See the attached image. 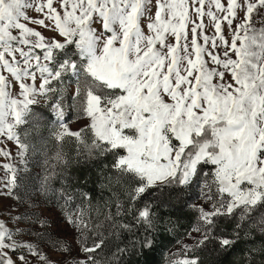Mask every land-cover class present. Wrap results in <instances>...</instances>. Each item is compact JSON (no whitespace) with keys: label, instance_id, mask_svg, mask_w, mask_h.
Masks as SVG:
<instances>
[{"label":"snow or ice","instance_id":"snow-or-ice-1","mask_svg":"<svg viewBox=\"0 0 264 264\" xmlns=\"http://www.w3.org/2000/svg\"><path fill=\"white\" fill-rule=\"evenodd\" d=\"M261 11L264 0H0V125L9 115L19 121L50 95L62 122L67 99L89 120L101 151L122 150L112 167L139 179L129 192L133 204L158 184L183 190L196 182L211 201L197 207L198 221L210 228L235 215L237 237L241 228L264 235V26H255L264 25ZM137 219L152 229L147 205ZM207 239L205 231L198 245ZM234 242L220 238L218 245ZM5 246L0 264H23L24 254ZM21 247L39 254L35 245ZM172 264L199 262L191 256Z\"/></svg>","mask_w":264,"mask_h":264},{"label":"trees","instance_id":"trees-1","mask_svg":"<svg viewBox=\"0 0 264 264\" xmlns=\"http://www.w3.org/2000/svg\"><path fill=\"white\" fill-rule=\"evenodd\" d=\"M46 114V123L50 124L54 116L50 109ZM40 130L34 128L35 133ZM89 131L84 130L79 137L65 135L59 141H49V146L60 145L62 160L56 175L63 183L59 185L70 191L78 208L86 211V236L89 247L96 249L89 253L88 264H166L170 250L197 220L198 213L186 197L187 187L181 190L158 184L133 204L129 192L140 183L139 179L112 167L122 150L116 149L115 154L101 151L102 145ZM145 205L152 210L151 230L137 219L138 209ZM236 220L235 215L215 220L207 241L196 249L199 264H264V235L255 230L244 234L241 228L237 237ZM220 238L235 242L221 248ZM145 239L152 242V248L142 247Z\"/></svg>","mask_w":264,"mask_h":264},{"label":"rangeland","instance_id":"rangeland-1","mask_svg":"<svg viewBox=\"0 0 264 264\" xmlns=\"http://www.w3.org/2000/svg\"><path fill=\"white\" fill-rule=\"evenodd\" d=\"M260 16L264 17V11L260 12ZM252 19L259 21L260 18L254 13ZM205 23V32L212 34L214 28L207 17ZM29 26L42 31L47 37L53 35L50 30L39 25ZM255 26L264 25L257 22ZM222 27L226 28V25ZM36 83H40L39 78ZM6 90L14 96L18 91L16 82L9 79ZM60 90L67 97L72 89L65 84ZM52 98L51 95L38 98V102L23 113L19 121L9 115L0 125V243L6 245L2 249L5 252L12 246L18 248L25 256L23 264H78L80 261L88 264L90 252L85 249L90 247L86 236V211L78 208L70 191L59 185L63 183L56 175L57 165L62 160L60 145L57 148L49 146V141H59L68 135L65 134L66 130L82 133L89 129V120L79 107H70L66 99L62 122L53 119L47 124L46 110L52 112L49 107ZM34 128L42 130L35 133ZM201 187L196 182L187 186V200L197 213V207L208 208L211 203L206 202L201 195ZM211 230L212 226L208 228L198 221L197 216L189 233L170 250L166 264H172L175 260L182 262L185 258L195 256L198 241L204 238L205 231L208 234ZM22 244L35 245L32 251L39 254H29V249L21 247ZM174 253L179 255L174 256ZM41 255L46 256V259L41 260Z\"/></svg>","mask_w":264,"mask_h":264}]
</instances>
